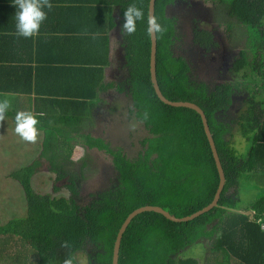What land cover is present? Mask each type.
Returning a JSON list of instances; mask_svg holds the SVG:
<instances>
[{
	"label": "trees",
	"instance_id": "obj_1",
	"mask_svg": "<svg viewBox=\"0 0 264 264\" xmlns=\"http://www.w3.org/2000/svg\"><path fill=\"white\" fill-rule=\"evenodd\" d=\"M110 2L116 6V11H120L122 18L129 5H135L144 13L135 32L124 34V39L130 72L127 86L136 112L135 121L148 133L141 143L145 149L138 158L129 160L121 150L115 151L102 138L88 135L80 141L89 150L96 149L113 157L118 172V187L98 195L90 205L81 204L83 179L89 161L86 158L77 163L70 157H63V165L55 164L58 160L56 152L50 157L49 170L56 174L58 183L65 182L63 188L68 191V197L59 194L61 189L57 186L53 190L58 195L34 191L32 178L41 168L38 162L10 174L24 190L28 207L25 217L5 222L0 219V237L4 242L0 246L12 252L7 256L13 261L20 257L19 250L14 247H19L15 241L18 239L25 247L31 248V254L37 255L36 264H65V261L77 264L74 255L81 251L87 252L89 264H112L117 235L132 212L144 206H158L177 218H184L208 206L218 189L219 174L200 115L191 109L165 105L153 88L151 38L146 23L150 0ZM172 2L156 0L155 17L158 20H163L165 7ZM228 2L231 14L238 16L242 29L246 30V37L257 44L255 31L264 29V0ZM172 35L170 25H165L162 33L157 34L160 90L166 99L193 103L205 113L225 173L226 186L218 206L193 221L174 223L153 212L137 216L123 235L119 264H199L200 259L183 256L187 248L204 243L199 241H205V245L210 243L208 254L214 258L215 264H264V232L260 229V222L264 221V191L242 209L238 193L244 177L260 181L264 176V70H260L264 68V52L261 55L255 47L251 54L242 53L239 67L242 81L251 80L255 73L260 79L253 88H244L241 82L240 90L249 96L245 101L247 108L228 124L219 121L216 113L230 108L232 89L207 94L203 87L192 85L187 78L186 64L178 62L169 50ZM5 68L0 66V96L24 92L17 85H11V73H7L9 79L6 72L2 73ZM62 71L69 72L72 77L77 73L66 67ZM92 72L97 74L98 82L73 78L68 81L70 86L62 91L67 82L61 81L57 88L61 92H53V96L86 97L81 104L86 106L96 99L98 93L112 89L103 82L100 68L84 70L83 74L87 76ZM85 85L88 88L81 93L70 89ZM84 121L83 116L78 115L70 119L69 124H84ZM235 129L249 142L246 154L235 146ZM12 241L14 245H11Z\"/></svg>",
	"mask_w": 264,
	"mask_h": 264
},
{
	"label": "crops",
	"instance_id": "obj_2",
	"mask_svg": "<svg viewBox=\"0 0 264 264\" xmlns=\"http://www.w3.org/2000/svg\"><path fill=\"white\" fill-rule=\"evenodd\" d=\"M50 3L52 7L50 10L45 9L47 18L37 35L25 39L15 33V9L11 6V0H0V66L7 68L2 73L6 72L8 79L7 73H11V85H17L24 90L22 93L9 92L3 95L9 99L10 108L4 120L0 121V196L7 201H14V192L3 190V186L11 183L15 188L16 183L19 184L10 174L24 166L23 160H28L25 166L38 162L39 166L45 168L41 173L47 172L51 174V178L56 177V174L49 170L51 158L44 144L48 139L61 142L59 136H78L77 129L72 128L74 122L69 124L70 119L77 118L78 115L83 116L85 125L81 124L82 131H87L93 138H100L91 135L94 118L101 115L109 117L112 114L114 107L113 110L112 106L109 107L112 104L109 101L113 97L112 94L129 98L131 96H128L127 90L130 72L126 57L127 45L121 28L123 18L120 11H116V6L110 0H50ZM63 67L75 69L77 73L72 77L69 72L62 71ZM93 67L103 70L102 80L111 86V90L98 93L96 99L86 106H81L83 98L86 97L53 96V92H61L57 89L61 81L67 82L62 91L70 86L68 81L73 78L91 83L98 82L95 72L87 76L83 74L84 70L92 71ZM113 72L115 74H112ZM86 88L88 85L70 89L74 93H81ZM119 89L121 92H118ZM133 107L134 104L131 105L130 112H134ZM17 111L31 112L37 118L38 136L35 142L22 141L14 134L13 117ZM66 141V155L57 152L58 149L50 148L56 152L58 159L70 157L75 162L81 160L83 156L74 160L73 152L78 150L76 147L79 150L82 148L85 153L94 154L97 151L83 146L79 137L66 138ZM18 145L22 148V156L18 154ZM36 175L37 173L34 177ZM33 180L34 178L32 182ZM21 188L18 189L21 191ZM19 209H28L24 192L20 193V201L13 210ZM2 238L0 237V244L4 243ZM15 241L22 244L18 239ZM203 247H190L184 253L187 251V257L200 259L199 264H207ZM19 252L22 256L23 252L20 249ZM184 253L183 256H186Z\"/></svg>",
	"mask_w": 264,
	"mask_h": 264
},
{
	"label": "flooded vegetation",
	"instance_id": "obj_3",
	"mask_svg": "<svg viewBox=\"0 0 264 264\" xmlns=\"http://www.w3.org/2000/svg\"><path fill=\"white\" fill-rule=\"evenodd\" d=\"M230 9L228 0H173L165 7L163 20L155 17L162 28L165 25L172 27L173 35L170 39L169 50L178 62L183 61L186 64L187 78L192 85L203 87L207 94L232 89L230 108L227 111L216 113L219 121L228 124H231V120L236 119L247 108L245 101L249 97L246 92L243 94L240 90L242 71L239 67L245 43L242 38L244 29H242L238 16L232 15ZM128 96H130L129 93ZM109 101L112 103L114 99H109ZM128 112L127 108L123 111L125 115H129ZM129 117H122L120 128H123L122 123L131 124L135 121V117ZM128 119L130 122H126ZM129 129L130 133L135 132L136 140L138 139L136 148H133L134 152L131 155L130 152L128 154L123 150L121 152L127 159L133 160L138 158L140 152L145 149V146L142 148L141 143L146 140L148 133L143 126L139 129ZM109 131L108 128L106 136ZM118 140L122 142L128 138L123 135L121 140L120 137ZM96 153L102 152L96 151ZM102 154L107 157L104 153ZM108 158H111L109 178L115 180V183L112 185V180H110V186L107 188L100 183V190L91 194L87 199L82 198L81 204L90 205L98 199V195L114 191L118 187V172L113 164V157L108 156ZM84 188L83 185L81 194Z\"/></svg>",
	"mask_w": 264,
	"mask_h": 264
},
{
	"label": "rangeland",
	"instance_id": "obj_4",
	"mask_svg": "<svg viewBox=\"0 0 264 264\" xmlns=\"http://www.w3.org/2000/svg\"><path fill=\"white\" fill-rule=\"evenodd\" d=\"M245 27V26H244ZM246 29V28H245ZM262 29H257L256 32V36H257V44L253 41H251L250 38H247V33L246 30H244L243 33V40L245 41V43L243 44V52L247 51L251 54V52L255 49V47L257 48L256 50H258V52L263 55L262 53L264 52V34H262L261 32ZM264 32V30H262ZM122 66H124V64H122ZM121 70L123 68H120ZM260 70H264V68H260ZM255 73V71H254ZM112 74H115L114 72ZM126 75V73H125ZM260 77L257 75V73H255V76L249 80V81H245L243 82V87L246 88V86H249V88H253L256 84H258ZM132 82V80H131ZM104 83H106V81H104ZM242 88V87H241ZM116 89V88H115ZM118 92H121V89L118 90ZM112 100L114 99V101H112V104L109 105V107L112 106V108L114 107V110L112 111V114L109 115V117H102L98 116L94 118L93 124L94 126L91 128L93 131L91 134L92 136L94 135L95 137H101L104 138V141L106 144H108L112 149L114 150H123V152H125L126 154H128L130 152L131 153L134 152L133 148H136L135 145L138 142V139L136 140V134L133 131L132 133H130V129H139L140 126L138 125V123H135L132 121L131 124H125L122 123V127L126 128H120V124L122 122V117L123 118H131V117H136V113H135V108L133 107L134 112H128L129 115H125L123 113L124 109L127 108L128 110H130L132 103V100H130L129 97L127 96H119L117 94H112ZM132 99V98H131ZM114 104V106H113ZM123 108V110H122ZM108 112V111H107ZM107 114V113H106ZM108 122L110 124V127H108ZM126 122H130L129 119ZM81 123L77 122L72 128L73 129H77V133L79 138L83 139L86 137H89L87 134V131H82L81 129ZM107 128L110 129L109 133L107 134V136L105 135L107 133ZM128 130V131H127ZM142 131V130H141ZM143 134V132H142ZM141 134V135H142ZM234 137L233 140L235 142V146L237 148V150L241 153H247L248 149H249V142L246 141V139L240 134V132L238 131V129H235L233 131ZM102 135H104L105 137H103ZM125 135L126 138H128V140H124L122 142H119L118 138L120 137V140L122 138V136ZM78 136H59V139L62 140L61 142L58 140H47L46 143L44 144V148L48 151L49 156L52 157L54 156V150L51 151L50 148L52 149H58L57 152H61L62 155H66L68 153V151H66V146H67V141L66 138H78ZM134 142V143H133ZM18 147L20 148L19 151V156H22V151H21V146L18 145ZM78 150H75L73 152V157H75L74 160H76L78 157H82L86 158L88 161V167L87 170L85 172V176L83 179V185H84V190H83V199H87L91 194L95 193L96 191L100 190V183L107 188V186H110V180H112V185L115 183V180L109 178L110 174H111V170L109 168L110 166V159L105 157L102 153H85L83 151V149L81 148L79 150L78 147H76ZM132 148V149H131ZM63 149V151H59ZM131 150V151H130ZM54 152V153H53ZM56 154V153H55ZM119 154V152H118ZM61 155V156H62ZM81 159V160H82ZM80 159L77 160V162L79 163L81 161ZM23 165L25 167L26 164H28V160H23ZM55 164H63L65 165V162L61 161V159H58ZM106 169V170H104ZM109 169V172H108ZM41 171H45V169L43 170H39V172L37 173V175L34 177L33 180V189L35 192L43 194V195H58L57 193L54 192V187L57 186L59 187L61 190L59 191V194H64L68 197L69 193L68 191L63 188V186H65V182H57V180H51L53 178L50 177L51 174L49 173H41ZM257 177V176H256ZM261 181V183H260ZM260 181L258 180H252L251 178L248 179L247 177H244V179L241 180L240 185H239V207L242 209L244 208L247 204H249L251 201H253L256 197H258L260 194H262V192L264 191V176L260 178ZM263 183V184H262ZM6 186H3V190H8V191H13V195H12V200L14 201H7L5 198H3L2 196H0V219L5 222V221H10L13 220L15 218H20V217H25L26 216V212L27 210H13L16 206L17 203H19L20 201V193H23V189L21 188L18 189L19 187H21L19 184L16 183L15 188L12 187V184H5ZM11 188V189H9ZM14 202V203H13ZM14 205H13V204ZM12 204V205H9ZM212 242V240L210 241ZM11 245H14L13 241L11 242ZM206 246H210V243H208ZM16 251H18L19 249H21V251L23 252V255H25V257H21V254L18 253L20 255V257L16 260L13 261L11 260L7 255H11V251L7 252L2 246H0V264H36V258L37 255L36 254H31V248L28 246H24L23 244H19V247L17 245L14 246ZM16 251H13L14 253H16ZM29 253V254H28ZM29 255V256H28ZM31 255V256H30ZM184 255L189 256L188 252L186 251L184 253ZM31 257V258H30ZM74 258L77 262V264H89L88 262V256H87V252L86 251H81L79 253H77L76 255H74ZM207 260L212 261V262H207V264H215L214 262V258L212 256H209L207 258ZM206 260V261H207ZM237 264V263H236Z\"/></svg>",
	"mask_w": 264,
	"mask_h": 264
},
{
	"label": "clouds",
	"instance_id": "obj_5",
	"mask_svg": "<svg viewBox=\"0 0 264 264\" xmlns=\"http://www.w3.org/2000/svg\"><path fill=\"white\" fill-rule=\"evenodd\" d=\"M11 6L14 7L15 9L14 18H15L16 35L18 37L28 39L37 35L42 23L47 18V12L45 11V9L50 10L52 4L50 3V0H11ZM143 18H144V13L142 12L141 9L137 8L135 5H129L123 12V23L121 25L122 32L127 35L134 33L136 30L137 22L141 21ZM146 23H147V32L149 34L156 35L158 33H162L163 28L155 17H151V16L148 17ZM9 108H10L9 99L6 98V96H0V121L4 120L5 115L9 110ZM13 121H14L13 132L15 135H17L22 141L25 142L36 141L38 136V128H37L38 120L31 112L17 111L13 117ZM40 169L43 170L45 168L41 167ZM39 170L37 171V173L39 172ZM52 178L55 179L56 177L53 176ZM200 242L205 243V241H200ZM204 243L198 245L204 246L203 249L205 251V258L207 260V258L210 256L208 254L210 246H206L208 243H206V245ZM196 246L197 245H194L193 247ZM65 264H71V262L65 261Z\"/></svg>",
	"mask_w": 264,
	"mask_h": 264
},
{
	"label": "water",
	"instance_id": "obj_6",
	"mask_svg": "<svg viewBox=\"0 0 264 264\" xmlns=\"http://www.w3.org/2000/svg\"><path fill=\"white\" fill-rule=\"evenodd\" d=\"M155 7H156V0H150L149 2V17H155ZM150 38H151V53H150V75H151V82L153 85V88L158 96V98L161 100L162 103H164L167 106L170 107H174V108H186V109H191L194 110L195 112H197L203 122V127H204V131L206 134V137L208 139L215 163H216V168L219 174V186L218 189L216 191V194L212 200V202L204 207L203 209L195 212L194 214L184 217V218H177L174 215L170 214L169 212L165 211L163 208L158 207V206H144L142 208H139L137 210H135L134 212H132L127 219L125 220V222L123 223L122 227L119 230V233L117 235V239L116 242L114 244V250H113V260H112V264H119V255H120V247H121V242H122V238L124 233L126 232L127 228L129 227V225L131 224V222L139 215L146 213V212H153L159 215L164 216L166 219H168L171 222L174 223H186V222H190L193 221L199 217H201L202 215L210 212L212 209H214L215 207L218 206V202L221 198V195L224 191L225 185H226V177H225V173L218 155V151L212 136V133L210 131V127L207 121V118L205 116V113L200 109V107H198L197 105L190 103V102H172L168 99H166L164 97V95L162 94L160 87H159V83L157 80V50H158V43H157V34L156 35H151L150 34ZM248 214L251 215L252 217V213L248 212ZM199 243H201L199 241Z\"/></svg>",
	"mask_w": 264,
	"mask_h": 264
},
{
	"label": "built area",
	"instance_id": "obj_7",
	"mask_svg": "<svg viewBox=\"0 0 264 264\" xmlns=\"http://www.w3.org/2000/svg\"><path fill=\"white\" fill-rule=\"evenodd\" d=\"M260 229L264 232V221L260 222Z\"/></svg>",
	"mask_w": 264,
	"mask_h": 264
}]
</instances>
